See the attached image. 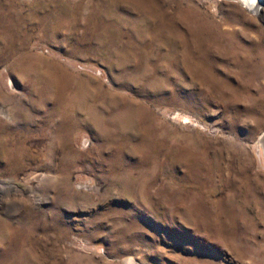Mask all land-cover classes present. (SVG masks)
Masks as SVG:
<instances>
[{"label": "rangeland", "instance_id": "rangeland-1", "mask_svg": "<svg viewBox=\"0 0 264 264\" xmlns=\"http://www.w3.org/2000/svg\"><path fill=\"white\" fill-rule=\"evenodd\" d=\"M245 6L0 0V264H264Z\"/></svg>", "mask_w": 264, "mask_h": 264}, {"label": "bare ground", "instance_id": "bare-ground-1", "mask_svg": "<svg viewBox=\"0 0 264 264\" xmlns=\"http://www.w3.org/2000/svg\"><path fill=\"white\" fill-rule=\"evenodd\" d=\"M247 4H249L250 8H253L254 5H255V2L256 0H244ZM244 4V3H243ZM254 11L253 13H256V14H264V4H261L260 1H258L256 7L254 8ZM130 264H134V263H130Z\"/></svg>", "mask_w": 264, "mask_h": 264}, {"label": "water", "instance_id": "water-1", "mask_svg": "<svg viewBox=\"0 0 264 264\" xmlns=\"http://www.w3.org/2000/svg\"><path fill=\"white\" fill-rule=\"evenodd\" d=\"M246 6V8L248 9V10H250V11H253L254 10V8L256 7V5H257V3H258V1H261V0H256V2H255V5H254V7L253 8H250L249 6V4H247L244 0H241Z\"/></svg>", "mask_w": 264, "mask_h": 264}]
</instances>
